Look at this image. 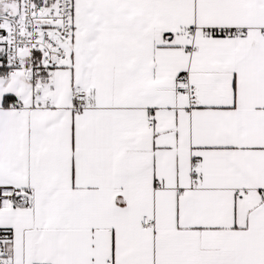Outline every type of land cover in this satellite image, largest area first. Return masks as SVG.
I'll list each match as a JSON object with an SVG mask.
<instances>
[{
    "label": "snow or ice",
    "instance_id": "obj_1",
    "mask_svg": "<svg viewBox=\"0 0 264 264\" xmlns=\"http://www.w3.org/2000/svg\"><path fill=\"white\" fill-rule=\"evenodd\" d=\"M0 264H264V0H0Z\"/></svg>",
    "mask_w": 264,
    "mask_h": 264
}]
</instances>
